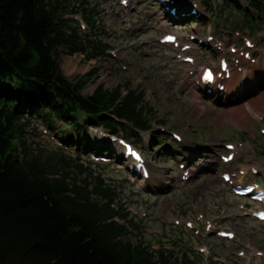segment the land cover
<instances>
[{"label":"rangeland","instance_id":"374dc122","mask_svg":"<svg viewBox=\"0 0 264 264\" xmlns=\"http://www.w3.org/2000/svg\"><path fill=\"white\" fill-rule=\"evenodd\" d=\"M207 1L208 6L205 0H180L181 8L199 4V17L172 18L154 0H128L126 6L121 0H88L99 12L97 26L111 46L110 56L86 60L82 54L70 56L65 48L60 49V68L70 81H85L83 95H91L100 85L109 90L124 86L145 94L146 103L153 108L152 126L159 134L142 133L137 147L150 165L151 179L145 181L135 174L127 161H121L118 145L103 141L100 132L90 129L78 134L65 129L71 132L74 158L81 157L77 162L94 163L93 177L84 178L96 183L95 177L100 176L105 186L117 192L115 206L128 216L121 223L131 231L134 244L174 252L176 257L186 254L197 264H264V224L252 215L254 210L264 209V203L235 196L233 185L222 178V173L236 171L237 183L264 185V111L249 106L264 92V18L253 32L241 11L248 10L256 22L260 17L249 9L247 0ZM76 19L82 24L80 16ZM168 33L179 36L178 48L160 43ZM244 40L255 45L249 50L254 63L240 55L247 50ZM184 44L193 47L182 53ZM181 54L194 57L195 63H185ZM222 56L232 63L244 60L243 72L238 71L243 78L231 89L221 92L215 88L213 94L207 93L198 82L202 69L213 66L218 71ZM238 106H244L248 115L233 118L230 109ZM40 127L35 125L36 133ZM172 133L179 134L182 141ZM51 134L55 139L34 137V147L47 153L57 150L63 140L58 131ZM228 143L236 146L237 153L234 162L225 164L221 156L229 154ZM94 145L108 148L104 153L113 159L104 162L95 156ZM180 164L186 168L181 169ZM188 222L193 226L188 227ZM222 230L234 232L236 238L222 239L218 236Z\"/></svg>","mask_w":264,"mask_h":264},{"label":"trees","instance_id":"16d2710c","mask_svg":"<svg viewBox=\"0 0 264 264\" xmlns=\"http://www.w3.org/2000/svg\"><path fill=\"white\" fill-rule=\"evenodd\" d=\"M247 2L260 17L241 11L255 32L264 0ZM98 16L88 0H0V264H197L186 254L134 244L114 188L100 176L96 183L84 178L93 177V162L33 145L43 136L37 123L58 131L68 147L74 143L66 126L137 143L154 131L143 92L100 85L85 96V81H70L60 68L61 48L86 60L110 56Z\"/></svg>","mask_w":264,"mask_h":264},{"label":"bare ground","instance_id":"6f19581e","mask_svg":"<svg viewBox=\"0 0 264 264\" xmlns=\"http://www.w3.org/2000/svg\"><path fill=\"white\" fill-rule=\"evenodd\" d=\"M68 66V64H67ZM69 68H72L70 66H68ZM73 68H74V65H73ZM78 71V70H77ZM243 75H239V74H235V76L231 79V80H224L223 83L226 84V87L227 89H231L232 87H235L238 82H239V79L242 77ZM190 76L188 75V78ZM243 78V77H242ZM191 80V79H189ZM264 102V92L260 93L258 96H256L250 103H249V106L255 110V111H258L259 113L263 112V106H261ZM230 115L235 118V116L239 115V114H244V115H248V111L247 109L244 107V106H238V107H235L234 109H230ZM233 162V161H232ZM236 237H234L235 239Z\"/></svg>","mask_w":264,"mask_h":264},{"label":"snow or ice","instance_id":"6c2138e0","mask_svg":"<svg viewBox=\"0 0 264 264\" xmlns=\"http://www.w3.org/2000/svg\"><path fill=\"white\" fill-rule=\"evenodd\" d=\"M206 79H211V74L210 73L206 75Z\"/></svg>","mask_w":264,"mask_h":264}]
</instances>
